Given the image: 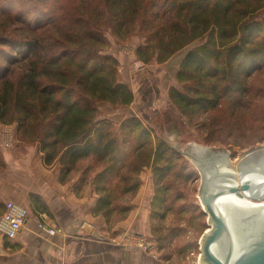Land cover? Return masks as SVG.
Segmentation results:
<instances>
[{"label":"trees","instance_id":"trees-1","mask_svg":"<svg viewBox=\"0 0 264 264\" xmlns=\"http://www.w3.org/2000/svg\"><path fill=\"white\" fill-rule=\"evenodd\" d=\"M263 10L264 0H0V123L17 124L19 138L37 143L62 177L95 158L103 168L93 178V213H105L114 203L109 181L132 156L146 153L142 165L152 163L158 185L171 150L136 116L117 130L99 120V103L122 109L135 101L107 53V35L123 41L143 32L136 59L144 65L164 64L200 41L176 73L182 89L168 92L180 115L193 118L247 101L251 78L264 68ZM32 202L41 209L38 197Z\"/></svg>","mask_w":264,"mask_h":264},{"label":"rangeland","instance_id":"rangeland-1","mask_svg":"<svg viewBox=\"0 0 264 264\" xmlns=\"http://www.w3.org/2000/svg\"><path fill=\"white\" fill-rule=\"evenodd\" d=\"M263 17L264 10L259 14L260 19ZM107 36L110 40L107 53L118 61L117 76L120 82L130 87L135 101L130 107L122 109H115L104 102V106L110 110L99 107V103V120L112 124L117 130L123 121L136 116L145 128L152 131V135L163 139L172 151L167 152L168 162L159 164L169 168V171H166V176L158 185L152 163L142 165L147 159L146 153L138 158L132 156L127 168L114 174L109 181L110 192L114 197L112 209L97 216L102 217L110 229L121 226L120 223L132 217L129 221V237L116 242L126 247H140L137 237L142 234L144 245L147 246L143 251L148 254V264H204L201 260L205 258V237L208 232H214L215 226L210 225L209 215L199 199L202 185L200 171L186 154L189 146L204 147L226 151L231 161L237 163L249 149L252 151L264 147V68L251 78V93L243 106L236 107L230 102H223L208 114L183 118L171 104L168 92L170 88L182 89L176 81V73L186 54L199 46L200 41L177 52L164 64L153 62L144 65L136 59L135 51L138 46L144 47L146 44L143 32H134L123 41L115 40L110 34ZM3 125L0 123V129H8ZM11 125L17 126L15 123ZM16 136L24 150L35 149L34 157L43 160L37 143L22 141L18 132L17 135L14 132L11 141L6 137L5 148L12 147L16 154L23 150L16 145ZM146 148L147 151L149 147ZM56 167L60 169L61 181L69 183L81 180L78 187H91L98 199L93 178L103 166L95 158L84 160L65 177L61 175V166ZM7 171L0 148L1 194L10 190L5 178ZM16 174L20 176L21 171ZM135 184V190L125 192L124 189ZM157 186L161 187L157 189ZM162 197L165 200L163 207ZM2 202L0 198V206ZM125 208L129 209L127 214L122 213Z\"/></svg>","mask_w":264,"mask_h":264},{"label":"crops","instance_id":"crops-1","mask_svg":"<svg viewBox=\"0 0 264 264\" xmlns=\"http://www.w3.org/2000/svg\"><path fill=\"white\" fill-rule=\"evenodd\" d=\"M104 105L102 102L99 107ZM5 127L8 129H0V148L8 167L5 178L10 190L0 193V198L3 204L12 201L26 207L30 216L16 240L0 234V264H148V254L141 247L116 242L129 237L132 217L121 226L107 228L102 217L93 213L97 196L91 187L79 188L81 180L61 181L60 169L56 167L59 165L46 166L34 157L35 149L26 147V151L20 146L17 136L16 145L23 150L16 154L12 147L5 148L6 137L11 141L14 132L17 135V126ZM17 170L21 171L20 176ZM34 197L39 198L40 210L32 202ZM42 216L56 230L55 236L39 230ZM141 236L137 237L139 241H143Z\"/></svg>","mask_w":264,"mask_h":264},{"label":"water","instance_id":"water-1","mask_svg":"<svg viewBox=\"0 0 264 264\" xmlns=\"http://www.w3.org/2000/svg\"><path fill=\"white\" fill-rule=\"evenodd\" d=\"M185 154V153H183ZM198 167L201 203L214 232L205 237L204 264H264V207L247 209L225 202L230 194L264 200V147L233 163L226 151L189 146Z\"/></svg>","mask_w":264,"mask_h":264},{"label":"built area","instance_id":"built-area-1","mask_svg":"<svg viewBox=\"0 0 264 264\" xmlns=\"http://www.w3.org/2000/svg\"><path fill=\"white\" fill-rule=\"evenodd\" d=\"M29 216L30 212L26 207L17 205L12 201L6 202L5 209L0 216V234L9 240H16ZM38 228L49 237L56 235V230L48 226L45 216H42ZM144 243V241H140L139 246L146 250L147 246Z\"/></svg>","mask_w":264,"mask_h":264},{"label":"bare ground","instance_id":"bare-ground-1","mask_svg":"<svg viewBox=\"0 0 264 264\" xmlns=\"http://www.w3.org/2000/svg\"><path fill=\"white\" fill-rule=\"evenodd\" d=\"M225 202H231L232 204L236 206H240L247 209H257V208H263L264 202L263 200H254L251 198H248L242 194H230L226 197H224Z\"/></svg>","mask_w":264,"mask_h":264}]
</instances>
